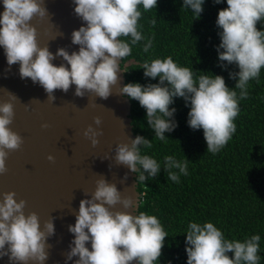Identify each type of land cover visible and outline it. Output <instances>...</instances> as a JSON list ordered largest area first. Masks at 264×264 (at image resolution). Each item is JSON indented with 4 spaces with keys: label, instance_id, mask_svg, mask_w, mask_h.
<instances>
[{
    "label": "clouds",
    "instance_id": "9594fccd",
    "mask_svg": "<svg viewBox=\"0 0 264 264\" xmlns=\"http://www.w3.org/2000/svg\"><path fill=\"white\" fill-rule=\"evenodd\" d=\"M73 2L75 14L87 25L71 34L72 43L80 46L78 52L69 54L65 48H59L54 55L47 46H39L37 29L31 21L34 17L42 19L48 15L44 0H3L0 46L9 66L19 64L21 79L30 78L34 84L38 83L52 101L54 90L66 93L71 85L76 86V96L95 93L107 99L118 82L119 61L130 56L132 47L141 41H145L144 53L152 49L155 34L146 37L141 31L140 8L142 6L144 12L156 9L157 0ZM214 2L221 3V0ZM226 2L228 7L221 9L216 19V25L222 29L217 52L219 66L226 67L224 62H227L239 69L229 72V77L236 81L234 89L226 86L222 76L202 72L197 75L191 67L178 65L171 56L145 60L142 65L144 76L153 80L159 78V83L146 86L128 83L119 89V94L138 101L146 110L148 126L160 141L167 142L165 133L177 127L172 119L176 109L169 107L176 97L183 98L186 106L190 103L188 125L194 130L203 129L208 153L220 152L236 132L239 103L249 98V82H259L264 68V30L257 28L258 22H264V0ZM203 3L204 0H183L182 8H190L199 19ZM156 23L157 19L153 18L152 26ZM56 57H62L70 67L64 63L54 65L52 61ZM6 94L9 99L0 103V175L8 171V152L19 149L23 143L22 137L8 127L14 118L13 101L18 98L7 90ZM94 122L101 124L99 117H95ZM84 135L95 146L102 132L89 125ZM130 141V144L116 146V163L137 173L138 182L155 178L161 171L160 163L150 155L141 154L142 148L152 147V141L139 135ZM47 158L54 159L51 155ZM188 164L186 158L164 156L167 179L179 183L181 175L189 174ZM15 195V192H6L0 200V258L7 256L10 264H44L51 247L47 240L55 234L53 218L45 220L41 227L37 213L26 215V201L17 202ZM140 200L141 194L135 204L131 197H122L116 185L101 176L91 198L80 201L75 224L68 226L74 240L69 245L65 264L73 257H78L74 264H133L134 261L158 264L169 235L157 216L139 211ZM117 204L125 210L136 208L137 215L114 211ZM260 241L259 234L243 241L226 239L214 223L190 221L185 240L187 264H260ZM88 242L91 250L86 247ZM228 253L233 255L229 257Z\"/></svg>",
    "mask_w": 264,
    "mask_h": 264
},
{
    "label": "trees",
    "instance_id": "16d2710c",
    "mask_svg": "<svg viewBox=\"0 0 264 264\" xmlns=\"http://www.w3.org/2000/svg\"><path fill=\"white\" fill-rule=\"evenodd\" d=\"M182 7L183 0H157L156 9L147 12L141 6V31L146 37L155 34L153 47L144 53L145 41H141L132 47L130 56L122 59L121 68L127 70L125 84L159 83V78L144 76L142 65L145 60L171 56L178 65L191 67L197 75L202 72L222 76L226 86L234 89L236 81L229 77V72L239 69L227 62L226 67L219 66L217 52L222 29L216 25V19L218 12L228 7L226 0H204L199 19L190 8ZM153 18L157 19L155 27L151 24ZM257 28L264 30V22H258ZM248 92L249 98L239 103L236 132L217 154L207 152L203 129L194 130L188 125L190 103L186 106L183 98H174L169 106L176 109L172 119L177 127L165 133L167 142L155 138L146 120V110L129 98L135 137L152 141V147L142 148L141 154L152 156L161 165L155 178L138 182L137 173L135 178L141 194L139 211L157 216L169 235L158 264H187L185 240L190 221L212 222L230 240L243 241L259 234L258 254L260 264H264V68L259 82H249ZM166 155L189 161V174L181 175L179 183L167 179L163 169Z\"/></svg>",
    "mask_w": 264,
    "mask_h": 264
},
{
    "label": "water",
    "instance_id": "95a60500",
    "mask_svg": "<svg viewBox=\"0 0 264 264\" xmlns=\"http://www.w3.org/2000/svg\"><path fill=\"white\" fill-rule=\"evenodd\" d=\"M44 6L48 15L31 21L37 29L39 46H47L54 55L59 48H65L69 54L78 52L80 46L72 43L71 34L87 25L75 14L73 0H44ZM3 11L0 0V14ZM52 63L70 67L62 57H56ZM119 63L122 65V59ZM124 74L121 68L107 99L95 93L76 96V86L71 85L66 93L54 90L52 101L38 83L30 78L21 79L19 64L9 66L0 46V103L9 99L6 90L18 98L13 101L14 118L8 127L23 140L19 149L8 152V171L0 175V200L3 193L15 192L17 202L26 201V215L37 213L41 227L45 220L53 218L55 234L47 240L51 247L44 264H65L74 240L68 226L75 224L80 201L91 198L101 176L109 184L114 183L122 197H131L134 204L139 199L136 173L115 161L116 146L135 139L129 97L119 94L120 87L125 85ZM95 117L100 118V125L95 124ZM89 125L102 132L95 146L84 135ZM49 155L54 158L52 161L48 160ZM113 210L129 211L132 215L138 212L136 208L125 210L120 204ZM86 247L91 250V243ZM76 259L73 257L67 264H74ZM0 264H10L8 257L0 258Z\"/></svg>",
    "mask_w": 264,
    "mask_h": 264
}]
</instances>
